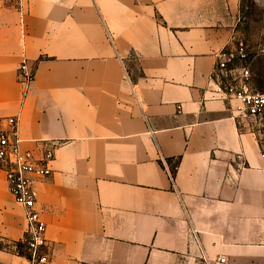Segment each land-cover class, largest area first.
Wrapping results in <instances>:
<instances>
[{
	"label": "crops",
	"instance_id": "obj_1",
	"mask_svg": "<svg viewBox=\"0 0 264 264\" xmlns=\"http://www.w3.org/2000/svg\"><path fill=\"white\" fill-rule=\"evenodd\" d=\"M249 1L0 0V118L54 151L37 185L54 264H264V148L216 76L240 45L264 58ZM26 230L0 171V264H25Z\"/></svg>",
	"mask_w": 264,
	"mask_h": 264
},
{
	"label": "built area",
	"instance_id": "obj_2",
	"mask_svg": "<svg viewBox=\"0 0 264 264\" xmlns=\"http://www.w3.org/2000/svg\"><path fill=\"white\" fill-rule=\"evenodd\" d=\"M23 0H18L22 14ZM21 30L25 32V18L21 16ZM264 55V48L261 50ZM239 60L242 65L231 67ZM244 46L235 53L224 55L217 65V93L229 102H235L234 113L243 125L260 120L264 114V94L256 91L252 82L250 65ZM35 74L27 60L17 70V81L21 88L22 104L27 99ZM20 117L0 118V171L4 174L15 203L23 208L27 230L24 238L25 264H54L52 247L46 239V224L38 209V183L51 177L54 151L47 149L40 158L23 147L19 133ZM246 126V125H245ZM264 151V149H263ZM264 158V152H263ZM224 263L225 260H219Z\"/></svg>",
	"mask_w": 264,
	"mask_h": 264
},
{
	"label": "rangeland",
	"instance_id": "obj_3",
	"mask_svg": "<svg viewBox=\"0 0 264 264\" xmlns=\"http://www.w3.org/2000/svg\"><path fill=\"white\" fill-rule=\"evenodd\" d=\"M257 1V0H256ZM259 3L249 1L245 5L244 17L246 22L252 24L255 48L259 50L264 46V0H258ZM253 85L257 92L264 94V58L259 56L251 67ZM240 121V120H239ZM241 122V121H240ZM246 127L256 133L259 141L264 148V114L262 119L256 121H249L245 123ZM243 126V124H242Z\"/></svg>",
	"mask_w": 264,
	"mask_h": 264
},
{
	"label": "trees",
	"instance_id": "obj_4",
	"mask_svg": "<svg viewBox=\"0 0 264 264\" xmlns=\"http://www.w3.org/2000/svg\"><path fill=\"white\" fill-rule=\"evenodd\" d=\"M176 167L177 165H175L173 168H172V175L174 176L175 175V170H176ZM21 246H19V250H20ZM21 251V250H20ZM21 253V252H20Z\"/></svg>",
	"mask_w": 264,
	"mask_h": 264
}]
</instances>
